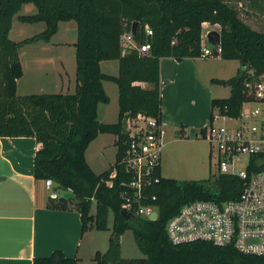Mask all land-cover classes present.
I'll list each match as a JSON object with an SVG mask.
<instances>
[{"label":"trees","instance_id":"1","mask_svg":"<svg viewBox=\"0 0 264 264\" xmlns=\"http://www.w3.org/2000/svg\"><path fill=\"white\" fill-rule=\"evenodd\" d=\"M27 4L34 5L37 13L20 16L19 20L44 23L45 30L16 42L10 39L14 18ZM70 21L77 25L75 91L19 96L17 83L24 74L21 48L50 42L60 23ZM135 23L136 43H148L150 51L141 54L133 50L123 55L121 36L130 32ZM205 23L220 28L221 53L215 47L214 57L241 65L233 78L211 81L231 89L229 98L212 100V111L217 109L237 118L247 100L245 83L264 74V32L250 28L228 0H0V137L36 140L39 149L34 177L44 182L51 179L58 189L74 195L59 198L53 207L66 209L77 200L83 234L93 229L109 230L112 211L109 247L105 253H96V264H264V256L243 254L234 246L218 247L205 241L175 245L166 231L170 219L186 204L239 199L243 181L237 177L219 174L210 187L203 181L164 178L160 167L156 175L160 182L146 191L150 198L156 197L147 204L158 208V219L122 215V184L132 180L122 164L127 140L124 119L142 113L162 122L161 61L202 58ZM147 29L152 36L146 35ZM108 61L119 63L117 76L102 72L101 63ZM104 82L118 87L119 115L115 124L99 121V106L110 103ZM100 134L115 135L118 151L115 164L96 174L87 162L86 151ZM258 168L253 165L251 171ZM108 181L113 182L112 188L107 186ZM93 203L96 212L92 215ZM129 231L145 258L122 257L121 239ZM34 264L78 262L56 251L48 258L35 259Z\"/></svg>","mask_w":264,"mask_h":264},{"label":"built area","instance_id":"2","mask_svg":"<svg viewBox=\"0 0 264 264\" xmlns=\"http://www.w3.org/2000/svg\"><path fill=\"white\" fill-rule=\"evenodd\" d=\"M146 35L152 36L153 32L147 29ZM207 36L203 35V40ZM121 47L123 55L133 50L141 54L150 51L148 43L138 46L132 30L121 36ZM216 47L221 53L220 45ZM208 57H214V53L202 44V58ZM245 88L247 100L239 117L232 118L216 109L205 132L207 141L217 146L220 174L241 179L242 193L234 201H195L184 205L166 227L175 245L205 241L218 247L234 246L243 254L264 256V74L246 82ZM226 120L238 125L228 126ZM124 133L127 140L122 164L132 180L122 184V210L155 221L150 217L156 213L158 219V208L147 202L156 197L150 198L146 191L161 180L156 175L165 145L164 124L140 113L124 119ZM253 165L259 170L252 172ZM45 186L50 199L60 198L53 180H46ZM107 186L112 188L113 182L108 181Z\"/></svg>","mask_w":264,"mask_h":264},{"label":"rangeland","instance_id":"3","mask_svg":"<svg viewBox=\"0 0 264 264\" xmlns=\"http://www.w3.org/2000/svg\"><path fill=\"white\" fill-rule=\"evenodd\" d=\"M230 4L235 7L241 19L253 30L264 32V1L263 0H228ZM262 8V9H261ZM37 13V8L32 4L24 5L21 12L14 18V27L10 35V39L16 42L31 38L45 30L44 23H23L19 20L20 16H30ZM211 31L220 32V28L216 26L207 27L203 30V35H207ZM77 41V25L74 21L61 22L58 33L52 38L50 44L41 45L42 42L26 45L21 48L20 59L26 68V74H31L25 80L26 86L30 90L24 89V84L20 85L19 96H23L25 92L33 91L42 94L44 89L46 93H51V77L43 78L44 74H62L67 86L69 80L73 79L72 91H75L76 85V48ZM49 43V42H48ZM73 43V44H72ZM40 44V45H37ZM203 46L214 50L215 47L211 45L207 38L203 40ZM43 46V47H41ZM47 46V47H44ZM44 48H48L47 52H43ZM51 50V51H50ZM50 51V52H49ZM37 53L42 59L34 58V53ZM52 52V53H51ZM56 52V53H55ZM55 53V54H53ZM53 54V55H51ZM48 57V58H47ZM214 64L218 63L216 59L211 57ZM167 60H173L169 58ZM222 66L224 71L222 74L231 77L235 75L236 69H240V63L237 61H230ZM104 73L112 76H117L119 73V63L116 61H108L103 65ZM36 78H33V75ZM105 91L110 98V103L107 105H100V115L103 123L115 124L118 122L119 102H118V87L115 83L104 82ZM207 87H201V93L204 96L208 90ZM163 90V82H162ZM220 92L217 94L220 98L227 99L231 96V89L229 87H220ZM56 93H59L57 91ZM65 93H69L65 90ZM73 93V92H70ZM32 95V94H31ZM192 97L186 94L182 95L176 107H171V111L176 124L168 123L166 127L167 134L164 135V149L161 160L162 176L167 179H175L179 181H203L210 187L214 186L219 171V154L217 146L211 145L207 141L205 132L208 129V122L212 113L211 103H202L201 106L194 105ZM213 100V99H212ZM203 101V99H202ZM175 108V109H174ZM208 115V120L204 125L197 122V115ZM192 118V119H191ZM194 119V120H193ZM182 123L184 126H181ZM225 124L234 127L238 123L231 120H226ZM195 131V132H194ZM100 137L93 141L86 151V159L96 174H101L107 171L116 162L118 148L116 146L117 137L113 134H101ZM59 197L64 199L65 192L55 187ZM48 198L50 192H46ZM66 202V201H63ZM73 204H77V200H73ZM96 203H93L90 214H95ZM113 225V213L109 212L108 228L109 230H89L83 239L81 251L85 252L86 244H90L87 239L93 236L99 243L102 253H105L109 247V237L111 235V228ZM107 243V244H106ZM122 257L124 259H143L144 254L138 248L133 233L126 232L122 238ZM81 264H93L92 261L84 256Z\"/></svg>","mask_w":264,"mask_h":264},{"label":"crops","instance_id":"4","mask_svg":"<svg viewBox=\"0 0 264 264\" xmlns=\"http://www.w3.org/2000/svg\"><path fill=\"white\" fill-rule=\"evenodd\" d=\"M207 27H212V25L203 24V30ZM50 42L44 43L50 44ZM44 49L43 52L48 51V48ZM33 53L34 58L42 59L37 53ZM213 58L218 61L217 64L209 62L211 57L189 58L182 61L167 60L169 58L162 59L161 82H163V90L161 94L164 129L168 123L176 124V118L173 117L174 114L169 108L176 107L182 95H190L194 99L192 100L194 105H191L193 109H196V106H201L202 103H210L212 99H224L217 95L222 86L212 84L211 81L214 79L229 80L237 74L239 68L236 69L235 75L228 77L222 74L224 71L219 65H224L230 61H225L220 57ZM104 63H101L103 73ZM21 64L24 74L17 83L18 93L22 83H25L24 89L30 90V87L26 86L25 79L31 74H26V68L22 62ZM104 74L109 75L108 73ZM50 77L52 91L46 93L43 89V93L57 94L56 92L59 91V93L71 94L70 92H74L72 91L73 79L69 80L67 86L62 74H44L43 76V78ZM33 78H36L35 74ZM205 83L209 86L203 96L201 87H207ZM141 86L150 87L148 84H141ZM65 90H68L69 93H65ZM31 94L38 93L28 91L23 96ZM192 118H196L197 122L204 125L208 120V115L200 114ZM99 121L103 123L100 112ZM179 124L184 126L182 123ZM166 134L167 131L165 130ZM38 149L39 145L34 138L0 137V264H34L35 259L48 258L56 251L63 252L67 258L76 259L78 264L82 263L84 256L96 264L94 257L97 252L102 253L101 247H99L96 238L91 236L87 238L91 243L86 244L85 252L82 253L81 247L86 233H82L81 214L76 209V205H67L66 209L54 208L53 202H57L58 199L48 198L45 182L35 179L34 160Z\"/></svg>","mask_w":264,"mask_h":264},{"label":"water","instance_id":"5","mask_svg":"<svg viewBox=\"0 0 264 264\" xmlns=\"http://www.w3.org/2000/svg\"><path fill=\"white\" fill-rule=\"evenodd\" d=\"M137 28H138V23H135L133 25V28H132V33L134 36L137 35ZM208 41L211 45H213L214 47L216 46H219L221 44V34L220 32H217V31H211L208 33ZM74 195L70 192H67L64 194V198H72ZM122 215L123 216H126V217H136L134 215H131V214H127L125 211H122ZM151 220H156L157 218V214L154 213L151 217Z\"/></svg>","mask_w":264,"mask_h":264}]
</instances>
